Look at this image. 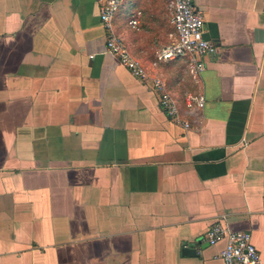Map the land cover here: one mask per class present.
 <instances>
[{
	"label": "crops",
	"instance_id": "crops-1",
	"mask_svg": "<svg viewBox=\"0 0 264 264\" xmlns=\"http://www.w3.org/2000/svg\"><path fill=\"white\" fill-rule=\"evenodd\" d=\"M193 1L216 46L196 75L154 63L170 0H124L111 31L103 0H0V264H225L218 223L264 264V0Z\"/></svg>",
	"mask_w": 264,
	"mask_h": 264
},
{
	"label": "built area",
	"instance_id": "built-area-1",
	"mask_svg": "<svg viewBox=\"0 0 264 264\" xmlns=\"http://www.w3.org/2000/svg\"><path fill=\"white\" fill-rule=\"evenodd\" d=\"M124 0H103L100 9V18L107 29L111 31V22L114 15L121 7ZM171 25L173 31L171 40L157 53L155 64L158 62L189 58L191 73L196 75L205 68L204 57L213 54L216 46L205 38V17L194 4L193 0H170ZM132 26L138 24V16H133L129 21ZM108 48L117 55L119 61L124 64L135 76L147 78L146 69L125 48L123 43L110 32L107 40ZM154 86L163 89V83L156 78ZM161 103L167 113L176 120L179 117V108L169 94L164 93ZM185 103L190 108L203 109L205 97L203 95L188 94ZM186 128L190 127L185 122ZM206 239L212 245L224 242V246L217 254V258L225 264H260L261 253L253 242L252 233L247 230H228L221 224L210 228Z\"/></svg>",
	"mask_w": 264,
	"mask_h": 264
},
{
	"label": "water",
	"instance_id": "water-1",
	"mask_svg": "<svg viewBox=\"0 0 264 264\" xmlns=\"http://www.w3.org/2000/svg\"><path fill=\"white\" fill-rule=\"evenodd\" d=\"M205 38H207L206 34H205ZM188 250H190V249H188Z\"/></svg>",
	"mask_w": 264,
	"mask_h": 264
}]
</instances>
